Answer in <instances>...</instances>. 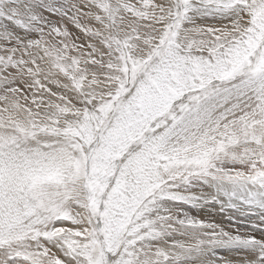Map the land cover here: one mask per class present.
I'll list each match as a JSON object with an SVG mask.
<instances>
[{"label":"snow or ice","instance_id":"snow-or-ice-1","mask_svg":"<svg viewBox=\"0 0 264 264\" xmlns=\"http://www.w3.org/2000/svg\"><path fill=\"white\" fill-rule=\"evenodd\" d=\"M0 264H264V0H0Z\"/></svg>","mask_w":264,"mask_h":264}]
</instances>
